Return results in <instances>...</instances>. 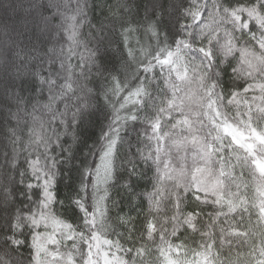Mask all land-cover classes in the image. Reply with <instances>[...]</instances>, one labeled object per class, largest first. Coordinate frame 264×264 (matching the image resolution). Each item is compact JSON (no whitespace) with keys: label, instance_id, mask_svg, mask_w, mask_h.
<instances>
[{"label":"clouds","instance_id":"1","mask_svg":"<svg viewBox=\"0 0 264 264\" xmlns=\"http://www.w3.org/2000/svg\"><path fill=\"white\" fill-rule=\"evenodd\" d=\"M194 5L206 13L199 26V17L190 13ZM229 6L254 15L241 23ZM261 19L264 0H0V264H33L28 251L31 225L15 224L35 205L28 186L34 183V159L46 161L56 181L62 168H75L79 186L88 182L89 169L102 168L112 210L119 207L118 198L139 195V181L149 172L150 189L162 179L161 164L151 154L149 125L160 118L157 108L169 84L164 72L142 71L148 55L126 54V34L139 35L146 45L154 41L150 45L155 49L157 42L168 45L180 32L177 21L191 25V55L204 84L231 90L245 79L234 74L238 60L235 52L226 53L224 36L250 59L264 58ZM213 20L221 38L217 41L213 34L204 41L205 24ZM148 25L156 26L157 36L145 31ZM73 30L75 39L69 40ZM197 47L209 48L213 55L201 56ZM130 88L144 92L120 114V142L113 146L110 133L123 102L122 90ZM207 119L205 130L211 131ZM110 147L115 150L109 152ZM257 152L264 154V145H258ZM163 155L183 168L174 138ZM247 171L252 199L258 203L264 195V172L256 160ZM184 180L191 183V175L184 173Z\"/></svg>","mask_w":264,"mask_h":264},{"label":"snow or ice","instance_id":"2","mask_svg":"<svg viewBox=\"0 0 264 264\" xmlns=\"http://www.w3.org/2000/svg\"><path fill=\"white\" fill-rule=\"evenodd\" d=\"M229 8L241 23L254 15L251 10ZM190 13L199 17L197 26L204 22L206 13L195 5ZM214 24V20L205 24L204 41L213 34L220 40ZM179 28L170 44L157 42L155 49L139 35L123 37L128 56L150 57L142 71L158 68L157 74L164 72L169 84L157 108L160 118L149 125L154 139L151 154L161 164L162 179L147 193L148 211L113 219L103 169H89L88 182H81L72 201L80 213L79 222L73 223L57 210V181L47 171V162L34 159V183L28 186L35 194V205L15 224L16 228L31 225L33 264H264V195L258 203L252 199L247 171L256 160L264 172V154L257 152V146L264 145V58L253 60L246 50L236 51L225 35L226 53L235 52L238 60L234 74L242 76L245 84L217 91L215 85L204 84L191 55L195 41L191 25ZM145 31L158 35L155 25ZM74 39L73 30L69 40ZM195 51L204 57L213 55L209 48ZM143 92V88L122 90L123 102L110 133L113 146L120 142V114L134 106ZM206 116L211 131L205 130ZM173 138L183 168L163 155ZM186 172L191 183L184 180ZM208 207L212 210L206 211ZM120 227L125 231L120 232Z\"/></svg>","mask_w":264,"mask_h":264},{"label":"trees","instance_id":"3","mask_svg":"<svg viewBox=\"0 0 264 264\" xmlns=\"http://www.w3.org/2000/svg\"><path fill=\"white\" fill-rule=\"evenodd\" d=\"M179 25H180V21H177L176 23L177 28H179ZM141 39L143 40V38ZM148 42L154 43V41H151L150 39ZM132 43L134 44L135 41H133ZM156 71L159 72V69L157 68ZM125 135H127V133ZM91 142L92 141L89 140V143ZM139 183L141 185V188L139 190V195L136 196L129 195L127 197L118 198L119 207L115 208L114 210H111L110 215L112 217L120 214L122 215L128 214V215L136 216L141 211L142 212L148 211L149 199L147 193L153 191V189H150L152 184L151 172H149V175L147 177L141 179ZM56 191L59 201V203L57 204V210L59 211V213L68 220L72 221L73 223H78L80 213L79 210L76 209L72 203L73 199L80 192L79 177L76 174L75 168L71 170L62 168L61 176L56 183ZM211 210H212L211 207L206 208V211H211ZM118 230L120 232H123L125 231V228L120 227ZM110 238L114 239L116 237H110ZM28 251L30 252L32 251V249L29 248Z\"/></svg>","mask_w":264,"mask_h":264}]
</instances>
